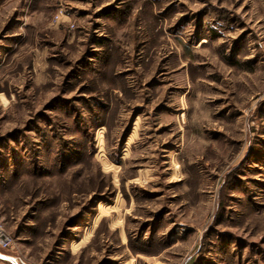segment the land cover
Listing matches in <instances>:
<instances>
[{
	"label": "rangeland",
	"instance_id": "obj_1",
	"mask_svg": "<svg viewBox=\"0 0 264 264\" xmlns=\"http://www.w3.org/2000/svg\"><path fill=\"white\" fill-rule=\"evenodd\" d=\"M0 264H264V0H0Z\"/></svg>",
	"mask_w": 264,
	"mask_h": 264
},
{
	"label": "built area",
	"instance_id": "obj_2",
	"mask_svg": "<svg viewBox=\"0 0 264 264\" xmlns=\"http://www.w3.org/2000/svg\"><path fill=\"white\" fill-rule=\"evenodd\" d=\"M13 246V239L7 231L4 223L0 220V249L8 250Z\"/></svg>",
	"mask_w": 264,
	"mask_h": 264
},
{
	"label": "water",
	"instance_id": "obj_3",
	"mask_svg": "<svg viewBox=\"0 0 264 264\" xmlns=\"http://www.w3.org/2000/svg\"><path fill=\"white\" fill-rule=\"evenodd\" d=\"M0 259L1 260H5V261H8V262H14V259L8 255H5L3 253H0Z\"/></svg>",
	"mask_w": 264,
	"mask_h": 264
},
{
	"label": "crops",
	"instance_id": "obj_4",
	"mask_svg": "<svg viewBox=\"0 0 264 264\" xmlns=\"http://www.w3.org/2000/svg\"><path fill=\"white\" fill-rule=\"evenodd\" d=\"M14 259V258H13ZM15 260V259H14ZM10 263H13V262H10Z\"/></svg>",
	"mask_w": 264,
	"mask_h": 264
}]
</instances>
